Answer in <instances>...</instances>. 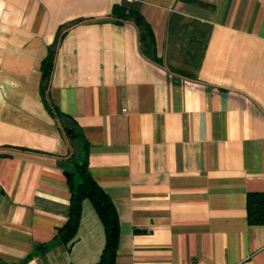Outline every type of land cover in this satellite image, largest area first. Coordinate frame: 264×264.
I'll return each mask as SVG.
<instances>
[{
  "label": "crops",
  "instance_id": "crops-1",
  "mask_svg": "<svg viewBox=\"0 0 264 264\" xmlns=\"http://www.w3.org/2000/svg\"><path fill=\"white\" fill-rule=\"evenodd\" d=\"M117 4L151 25V57ZM77 161L117 207L115 264H264L247 209L264 193V0H0V264L100 259L89 198L75 237L44 247Z\"/></svg>",
  "mask_w": 264,
  "mask_h": 264
},
{
  "label": "trees",
  "instance_id": "trees-1",
  "mask_svg": "<svg viewBox=\"0 0 264 264\" xmlns=\"http://www.w3.org/2000/svg\"><path fill=\"white\" fill-rule=\"evenodd\" d=\"M111 15L119 20L131 19L134 21L139 30L140 49L143 54L151 57L154 51V32L139 9L134 7L127 8L124 5L117 4L114 5ZM53 54L54 50L50 51L49 57L51 59L47 61L44 67L46 79L50 76ZM47 103L51 107L50 101L47 100ZM55 112L57 117L65 115L59 113L56 108ZM59 121H61L65 133L74 137L75 133L73 128L68 123L62 121V119H59ZM65 172L71 189L69 216L65 223L57 229L53 241L45 244L44 247H49L56 242H68L75 237L81 219L83 200L84 198H89L104 224L106 234V242L101 257L95 264H115L119 248L121 225L119 213L111 195L93 177L88 168L87 161H77L75 169L70 171L66 170ZM247 209L249 221L251 223H264V193L261 191L248 192Z\"/></svg>",
  "mask_w": 264,
  "mask_h": 264
},
{
  "label": "built area",
  "instance_id": "built-area-1",
  "mask_svg": "<svg viewBox=\"0 0 264 264\" xmlns=\"http://www.w3.org/2000/svg\"><path fill=\"white\" fill-rule=\"evenodd\" d=\"M170 264H194V262L192 260H187L181 263H170Z\"/></svg>",
  "mask_w": 264,
  "mask_h": 264
}]
</instances>
